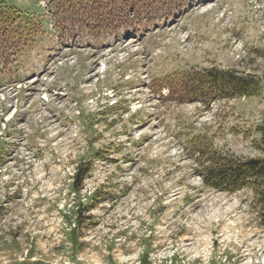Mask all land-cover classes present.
Here are the masks:
<instances>
[{
	"label": "rangeland",
	"instance_id": "obj_1",
	"mask_svg": "<svg viewBox=\"0 0 264 264\" xmlns=\"http://www.w3.org/2000/svg\"><path fill=\"white\" fill-rule=\"evenodd\" d=\"M5 1L36 26L0 60V264H264L260 196L201 175L264 159V0H179L113 34ZM208 69L261 93L178 87Z\"/></svg>",
	"mask_w": 264,
	"mask_h": 264
},
{
	"label": "trees",
	"instance_id": "obj_2",
	"mask_svg": "<svg viewBox=\"0 0 264 264\" xmlns=\"http://www.w3.org/2000/svg\"><path fill=\"white\" fill-rule=\"evenodd\" d=\"M50 1L58 8L59 15H76L82 27L100 34H113L122 27L125 30H131V12L133 14L141 11L152 14L154 8H162L161 13H163L168 8L179 4V0ZM115 16H118V19H115ZM35 26V20L31 16L5 0H0V60H4L6 51L11 49L18 53L24 52L30 42L29 35L35 31ZM197 80L201 83L206 80L209 85L203 94L206 99L258 95L262 90L260 80L252 76L215 69L204 70L197 74L184 73L178 87H182L181 90L185 92L193 91L194 93L193 87L198 83ZM202 166L201 175L205 185L228 192H236L247 187L253 188L264 205V159L235 158L230 161L214 153L212 157H207Z\"/></svg>",
	"mask_w": 264,
	"mask_h": 264
}]
</instances>
